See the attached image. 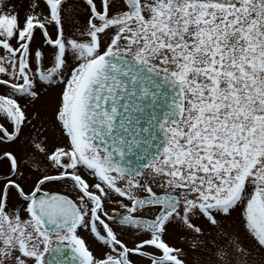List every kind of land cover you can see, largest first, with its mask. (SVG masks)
<instances>
[{"label":"snow or ice","instance_id":"6c2138e0","mask_svg":"<svg viewBox=\"0 0 264 264\" xmlns=\"http://www.w3.org/2000/svg\"><path fill=\"white\" fill-rule=\"evenodd\" d=\"M0 264H264V0H0Z\"/></svg>","mask_w":264,"mask_h":264}]
</instances>
